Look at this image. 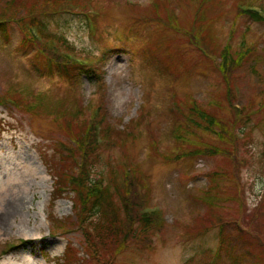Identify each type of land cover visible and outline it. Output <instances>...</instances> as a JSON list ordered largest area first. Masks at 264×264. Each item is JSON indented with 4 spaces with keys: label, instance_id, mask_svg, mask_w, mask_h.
<instances>
[{
    "label": "rangeland",
    "instance_id": "rangeland-1",
    "mask_svg": "<svg viewBox=\"0 0 264 264\" xmlns=\"http://www.w3.org/2000/svg\"><path fill=\"white\" fill-rule=\"evenodd\" d=\"M26 1L8 20L43 11L46 37L63 39L81 61L88 56L102 62L93 68L95 76H47L36 68L45 57L26 44L17 24L9 22L7 40L0 35V186L18 173L12 164L19 160L39 172L25 175L11 192L0 190V264H97L78 227L76 197L69 191L54 195V182L60 171L56 149L71 147L75 131L102 103L104 119L96 120L116 131L96 152L94 170L117 207L126 189L132 194L125 180L136 184V192L150 190L146 205L160 211L162 224L159 236L149 233V245L114 247L106 264H219V257L220 264H233L237 258L227 261L218 247L220 220L230 223L235 216L264 242V227L250 216L257 220L264 201V26L236 17L240 0ZM67 2L100 12L95 36L82 15L63 12ZM242 2L264 7V0ZM9 4L0 0V8ZM169 11L178 29L166 21ZM188 33L216 52V63L225 45L239 52L245 39V48L253 47L243 67L234 68L235 91ZM4 96L18 105H6ZM236 106L244 111L235 117ZM195 108L214 125L197 118ZM218 121L241 130L242 139L233 146L219 140L211 131H219Z\"/></svg>",
    "mask_w": 264,
    "mask_h": 264
},
{
    "label": "trees",
    "instance_id": "trees-1",
    "mask_svg": "<svg viewBox=\"0 0 264 264\" xmlns=\"http://www.w3.org/2000/svg\"><path fill=\"white\" fill-rule=\"evenodd\" d=\"M210 1L211 0H208L209 3ZM242 1L244 0L237 1L234 4L236 17L246 20L247 23H257L264 26V7L259 5L261 7V12H258L254 9L255 4L244 3ZM26 2V0H9L10 4L8 6L0 8L1 37H3L4 40L9 38V34H7L9 22L17 24L19 30L23 34V39L26 44L45 57L46 61L42 63L39 62V64L36 65L38 69H36L37 72L41 71L44 75L51 76V72L57 71V75L63 76L64 78H68V75L78 78L79 75L88 73L95 76L94 73H96V71L93 70V68L102 62V58H90L85 56L86 62L82 59L84 63L80 60L76 61L70 58L69 55L75 56L76 52L75 50L66 48L59 42L60 40L63 44L67 45L63 39L58 38V40L56 37H46L43 34L45 25L39 18V16L44 14L43 11L33 12L35 18L27 17L14 21L8 20V14L15 7L24 5ZM65 5L64 13L77 16L82 15L91 24L92 33H90V35L95 36L97 34L95 19L100 17V12L95 7L87 5L85 8H81L72 2H67ZM199 8L202 9V5H199ZM56 9L58 12L61 11L59 7ZM198 10L199 9H197V11ZM169 12L170 14L166 15V21L169 20L170 26H174L173 23H175V27L178 29L179 27L176 26L175 21L176 17L172 11ZM199 14L200 18L204 19L203 11L199 12ZM32 29L37 33L36 36L31 33ZM188 36L190 37L188 38L189 42H191L201 55L205 57L204 59L206 61L217 64L221 71L222 78L229 84L231 91H233V89L235 91L236 81L234 79L232 82L230 81L232 74L236 70L234 68L243 67L245 60L249 56L250 49H253V47L249 46L245 48V39H242V42L238 44L240 49L239 52H232L229 50L228 45H225L218 54L221 60L216 63V52H213L203 40L205 45H198L196 36L194 37L189 33ZM229 39H231V37ZM3 100L6 105H18V102L9 96H4ZM102 104L97 106L96 109L91 110L90 122L87 121L83 129L75 131V137L71 138V142H73L71 147L62 145L56 149V154L59 155L58 165L60 171L57 172L56 176L58 178L54 182V195L60 196L61 192L69 191L76 197L75 212L78 217V227L82 230L87 253L90 257L92 256L97 264H106L104 260L105 256L113 253L115 250L114 247L119 246V249H123L128 243L137 241L143 243L144 246L149 245V233L153 237L155 235L159 236V227H162L160 212L152 210L150 206L146 205V201H150V190L146 193L142 192L141 189L140 191L137 190V195L136 184L131 180H125L132 194H129L126 189L124 191L125 197L119 201V207H117L113 205L111 193L109 192V188L105 187L102 175L94 170L93 164L95 163L96 152L100 146L106 143V139L110 142L107 137L111 136V130L116 131L112 126L104 127L101 122L96 120L99 115L104 119L105 110H101ZM78 110L80 109L78 108ZM234 110L235 117L243 114L244 111L242 106L240 110ZM193 111L197 118L205 121L209 126L214 125L211 117L206 113L197 108ZM216 126L217 128L219 127L218 132L211 130V127H208L206 130H211L219 140L222 142L228 141L227 144L231 146L235 145L236 142H238L237 140L243 137L241 130L235 129L232 131L221 121H218ZM79 155H82V160L77 163L76 157ZM88 158L90 159L89 161H87ZM75 167H77L76 171ZM144 189L148 190L149 187L145 186ZM53 198H56V196ZM256 210L259 213L257 214L258 221L254 220L255 215L250 216L252 221L258 223L261 229L264 227V201H261ZM220 221L221 231L223 233L221 232L222 240L220 241L218 251H220L222 244L227 261L232 260V258H237L233 260V264H245L248 261H252V264H264V242L247 231L248 224L240 223V225H238V216H235L230 223H225L222 220ZM119 224H123L125 230H123ZM127 233H130L131 239H127ZM8 248H11V246L8 245ZM7 251V249H3V253ZM217 254V256H219L220 252ZM215 261H218L220 264V257L217 258V260L215 258Z\"/></svg>",
    "mask_w": 264,
    "mask_h": 264
},
{
    "label": "bare ground",
    "instance_id": "bare-ground-1",
    "mask_svg": "<svg viewBox=\"0 0 264 264\" xmlns=\"http://www.w3.org/2000/svg\"><path fill=\"white\" fill-rule=\"evenodd\" d=\"M9 159H12V156L9 157ZM12 166L18 170V173L15 176H13V178L8 177L6 179L7 182L0 186V190L2 191V193L3 191L11 192L12 185L19 183L25 177V175L35 176L39 174L37 167L32 162L28 163L27 161L22 162L19 160L17 161V163L12 164Z\"/></svg>",
    "mask_w": 264,
    "mask_h": 264
}]
</instances>
